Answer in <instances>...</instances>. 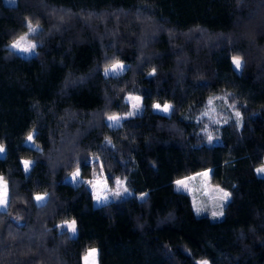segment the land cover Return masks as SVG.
<instances>
[{"label":"trees","instance_id":"16d2710c","mask_svg":"<svg viewBox=\"0 0 264 264\" xmlns=\"http://www.w3.org/2000/svg\"><path fill=\"white\" fill-rule=\"evenodd\" d=\"M29 21L36 48L23 57L9 45ZM117 58L126 69L105 76ZM127 95L143 97L142 111L110 127L108 115L130 110ZM219 96L242 124L228 120L209 143L196 118ZM0 143V264H83L92 248L98 264H264V0H0ZM22 159L33 161L27 173ZM78 163L85 181L102 164L130 197L94 206L85 182L65 180ZM209 169L231 192L218 220L175 189ZM60 210L77 220L74 236L50 224Z\"/></svg>","mask_w":264,"mask_h":264},{"label":"rangeland","instance_id":"374dc122","mask_svg":"<svg viewBox=\"0 0 264 264\" xmlns=\"http://www.w3.org/2000/svg\"><path fill=\"white\" fill-rule=\"evenodd\" d=\"M3 3H4V4H11V5H13V4L16 3V0H3ZM30 34H32V33L27 32V33H25V34L22 35V36H25V37H26V41H27V42L34 43V42L30 39V37H29ZM19 38H20V37H19ZM19 38H18V39H19ZM18 39H17V40H18ZM14 42H15V41H14ZM11 44H12V43H11ZM9 48H10L11 50L15 51L16 53H18L19 55L23 56V57L31 56V55H33V54L35 53V50H34V52H30V53H21V52H19L18 50L12 49V48L10 47V45H9ZM124 65H125V67H124V69H123L122 71H119V70H118L117 73L109 72L108 75H117V74H119V73H122V72L126 69V67H127V64H126V63H124ZM233 66H234V65H233ZM234 68H235V67H234ZM235 70H236V69H235ZM236 71L238 72V70H236ZM108 75H107V76H108ZM127 96H129V95H127ZM127 96H126V97H127ZM133 96H134V95H133ZM126 97H125V102L128 103L129 108H130L129 111H131V110H132V109H131V102L127 101V100H126ZM211 101H212V104L209 105V100H208V102L206 103V105H205L203 111L201 112V114H199V115L197 116L196 119H197L199 122H201L203 128H204V125L207 124V125H208V130H209V131H212L213 134H214V136H215V133H216L218 127L224 124V123H223V118H224V117H228V120L232 119V120L235 121L234 111H235L236 109H233V108L231 107L232 104H229V103H228V101L226 100L225 96H219V97H217V98H212ZM163 105H164V104H161V106H163ZM209 107L215 109V115H216V118L221 120V124L216 125V124L212 123V121L210 120L209 116H204V115H203V113H204L205 111H208V110H209ZM151 109H152L153 112L160 113V114H163V115H168V114L170 113V112H169L168 114H165V113H162V112H160V111H158V110H153V108H151ZM141 111H142V107H141L139 110H136L135 115H136V114H139ZM170 111H171V109H170ZM119 116L121 117V119H120L119 121H117V122H111V121H108V120L106 119L107 124H108V125H111L110 127H116V126L120 125V123L122 122V120L125 119V117L127 116V114H125V115H119ZM235 122H236V121H235ZM203 133H204V131H203ZM204 134H205V133H204ZM205 136H206V135H205ZM216 142H218V139H215V138H214V139H213V142H211V143H216ZM25 143H26V145H28V146L34 147V143L28 142L27 140L25 141ZM4 155H5V152H4L3 154H0V157H3ZM93 158H95V157H92V159H93ZM258 167H264V160H263V161H262V162H261L256 168H258ZM201 173H202V172H201ZM256 173H257V172H256ZM199 174H200V173H198V174H196V175H193V176H190V177H195V179L189 180V186H190L191 189H192L191 192H188V191H186V190L183 189V188H181L179 191L184 192V193H186V194H188V195L190 196V199H191V202H192V206H193V200H195V201L197 202V204L206 207V210L203 211V212H201L200 214H197V213L195 212L194 207H193V210H194V212H195L197 215H208V216L210 217V219H212V220H216L217 218H216V219L211 218V210H212V205H213L212 197H213L214 195H216V193L213 191V189H215V188H217V187H219V186L212 184V183H211V180H210V177H209V180H208V182H207V185H208V186L205 187L204 184H203V178H202V176L199 175ZM257 175L260 176V177H264V173H257ZM103 176H105V175L103 174ZM103 176H102L101 171H100L99 173H96L95 176H93L91 179H88V180H96V179H98V178L103 179ZM210 176H211V173H210ZM187 178H189V177H187ZM187 178H183V179H187ZM65 180H66L67 182L73 184V185L79 184V183H81V182H85V183H86V181H88V180L85 181V180H83V179L80 177V178H78L75 182H73V180L71 179V175L67 176ZM121 180H122V179H121ZM123 181H124V180H123ZM124 182H125V181H124ZM86 184L89 186V188H90V190H91V192H92V189H91L90 185H89L88 183H86ZM125 187H126V184H125ZM114 188H115V185H114V184H113L112 187L109 186V189H110V190H114ZM219 188H220V187H219ZM175 189H176V185H175ZM221 189H222V188H221ZM176 190H177V189H176ZM42 195H43V194H42ZM130 195H131V194H130V191H129L128 193H122L121 197H118V198H117V197L109 196V198H108L107 201H103V200L98 201V202H94V201H93V205H94V206H99V205H102V204H105V203H109V202H111V201H116V200H118V199H120V198H128V197H130ZM45 200H46V199H45ZM45 200H44V201H45ZM44 201H41L39 204L43 203ZM36 203H37V202H36ZM224 205H225V203H222V207H224ZM5 208H6V207L0 206V210H4ZM59 213H60V214H59ZM61 213H62V214H61ZM56 214H58V216L53 217V218H52V219H53V222L50 223V224H55L56 226H58V225H61L65 220H68L67 217H66V215H65V213H64L62 210L57 211V212L54 213L53 215H56ZM68 221H70V220H68ZM61 228L67 230L66 227H61ZM67 231H68V230H67ZM68 232H69V231H68ZM69 233H70V232H69ZM70 234H71L72 236H74L76 233H74V234H73V233H70ZM95 249H96V248H95ZM89 250H90V249H89ZM89 250H88V251H89ZM88 251L86 252L85 255H87ZM83 264H84V257H83Z\"/></svg>","mask_w":264,"mask_h":264},{"label":"snow or ice","instance_id":"6c2138e0","mask_svg":"<svg viewBox=\"0 0 264 264\" xmlns=\"http://www.w3.org/2000/svg\"><path fill=\"white\" fill-rule=\"evenodd\" d=\"M30 25H32L31 21L28 22L27 28ZM28 45H32V46L29 47ZM10 47L12 49L18 50L21 53H30V52H34V50L36 48V45L33 44V43H30V42H27L26 41V37L25 36H21L18 40H16L15 42H13L10 45ZM232 61H233L232 64L234 65L235 69L237 70V68H239V70H240L241 67H242V57L241 56L234 55L232 57ZM237 61H240V63L237 64ZM117 64H120V69H117L116 68V65ZM124 67H125V65L123 63H121V61L117 58L114 61H112L109 64H107L104 67L103 70L106 73L105 76H107L109 74V72L117 73L118 70L119 71H122L124 69ZM152 70L153 71H156L155 68H153ZM130 96H133V95H129V96L126 97V100L129 101V102H131V100L129 99ZM211 104H212V101L210 99L209 100V105H211ZM156 108H157L158 111H160L162 113H165V107H164V105L161 106V104L158 103L156 105ZM171 108H172V106H168V109H167L168 113L170 112V109ZM131 109H132L131 112H133V117H134L135 116V113H136V110H134L132 108V102H131ZM212 109H214V108L209 107V110L208 111H205L203 113V115L204 116H207L211 112ZM128 112H130V111H128ZM112 117H115L116 118V121L115 122H117V121H119L121 119V117L119 115H117V114H111V115H108L107 116V120L108 121H111V122H114L112 120ZM133 117L126 116L125 119H127V118H133ZM109 126H111V125H109ZM26 140L28 142L34 143V133L33 132H29L28 135H27V137H26ZM211 142H213V140ZM5 151H6V149L3 152H0V154H3ZM24 163H28V161L25 160ZM94 163H95V161H93L92 158L90 157L89 158L90 167H92ZM32 164H33V162L28 163L29 170H30ZM100 167H101V174L103 176V165L101 164ZM29 170L27 172H29ZM23 171H24V169H23ZM27 172H25V173H27ZM73 172H76L77 173L76 180L81 177L82 171H81V168H80V164L79 163L77 164V167H76V169ZM210 172H211V169L206 170V171H203L202 173L199 174L203 178V184H204L205 187L208 186L207 185V182H208L209 177H210ZM257 173H264V171H257ZM192 179H195V177H189L187 179H178V180H176L175 181V185H176L177 191H179L181 188H183L186 191L191 192L192 189L189 186V180H192ZM86 183H88L90 185V187H91L92 190H93L94 187L98 190L99 195L101 196V200H103V201H107L108 198H109V196L117 197L115 195V193L118 190L119 183H123V185L125 187V182L123 180H121L119 177H114L113 178V183L115 185L114 190H110L109 189L108 177L107 176H103V179L98 178L96 180H88V181H86ZM0 184H2L3 186H5V187L8 188L7 182L4 180V177L3 176H0ZM125 189H126V191L124 193H128L129 192V189L127 187H125ZM217 189H218V187L215 188V189H213V191L216 193L217 192ZM121 195L122 194H120L118 197H121ZM92 196H93V191H92ZM33 199H34L35 202H37V204H39L41 201H44L46 199V195H44V194L43 195L42 194H35L34 197H33ZM7 204H8V196L6 198L5 203L3 205H0V206L6 207ZM196 206H197V202L195 200H193V207H194V209L196 208ZM222 210H223V207H222ZM197 214H200V213H197ZM69 223H74V221L65 220L61 225H58L57 227L58 228H61V227H66L67 228V225ZM67 230H68V228H67ZM93 253H96V249L95 248L90 249L88 251L87 255L84 256V264H90L91 257H92V254ZM97 255H98V253H97ZM197 264H208V261H206V260L199 261V262H197Z\"/></svg>","mask_w":264,"mask_h":264},{"label":"clouds","instance_id":"9594fccd","mask_svg":"<svg viewBox=\"0 0 264 264\" xmlns=\"http://www.w3.org/2000/svg\"><path fill=\"white\" fill-rule=\"evenodd\" d=\"M38 28H39V23H37L36 25L32 24V25H30L28 27V32L32 33V34H35L37 32ZM28 46L31 47L32 45H28ZM232 57L233 56L230 57L231 63L233 62L232 61ZM121 63H123V62L121 61ZM239 63H240V61H237V64H239ZM116 68L120 69V64H117ZM237 70L239 71V68H237ZM103 74L104 75L106 74L104 70H103ZM147 75L149 77L155 76L156 75V71L151 70L150 72H148ZM129 99L132 102V108L134 110H139L142 107V101H143V97L142 96L134 95V96H130ZM157 104H158V102H155V101L152 102L153 110H157V108H156ZM168 106H172L171 103L165 102L164 103L165 114H168V111H167ZM231 107L233 109H235L236 105L233 104V105H231ZM127 116L128 117H133V112H131V111L128 112ZM207 116H209V118L212 121V123H214L216 125L221 124V120L216 118L215 109H212L211 112ZM234 116H235L236 124L238 126H240L242 124V119H243L242 113L239 110H235L234 111ZM112 120L115 122L116 118L112 117ZM228 122H229L228 121V117H224L223 118V123L226 125V124H228ZM203 131H204V133L206 135V138H207V141L209 143H211V141L214 138L215 139H219V136H214L213 132L208 130V125L207 124L204 125ZM105 139L108 141L109 144L112 143V141L110 139H108V137H105ZM34 143H35V141H34ZM36 147L40 148L41 145L37 143ZM5 149H6V146L4 144L0 143V152H3ZM24 161H25V159H22L21 163L23 165L24 171L27 172L29 170L28 163H31L33 161L32 160H27L28 163H24ZM255 171L256 172L257 171H264V167H258V168L255 169ZM70 175H71V179L73 180V182H75L76 177H77V173L76 172H72ZM234 187H235V185H234ZM92 191H93V196H92L93 201L94 202L100 201L101 200V196L99 195L98 190L94 187ZM125 191H126V189H125L123 183H119L118 190L115 193V195L118 197L120 194L124 193ZM44 195H47V193H45ZM7 196H8V188L3 186L2 184H0V205H3L5 203ZM230 198H231V192H229L227 190H223V189L218 187L216 195L214 197H212L213 205H212V210H211V218L216 219V218H220V217H222L224 215V211L222 210V203H227V201ZM205 210H206V207L202 206V205H199V204H197V206L195 208V212H197V213H201V212H203ZM16 219L19 220L20 217L17 216ZM71 221H74V223H69L67 225V228H68V231L70 233L74 234L77 231L78 223H77V220L74 217L71 219ZM97 253H98V249H96V253L92 254L90 264H98V262H97ZM208 264H209V262H208Z\"/></svg>","mask_w":264,"mask_h":264},{"label":"crops","instance_id":"0c3cea01","mask_svg":"<svg viewBox=\"0 0 264 264\" xmlns=\"http://www.w3.org/2000/svg\"><path fill=\"white\" fill-rule=\"evenodd\" d=\"M221 218V217H220ZM220 218H217L216 220L220 219Z\"/></svg>","mask_w":264,"mask_h":264}]
</instances>
